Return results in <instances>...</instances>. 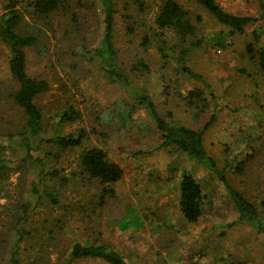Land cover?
<instances>
[{
    "label": "rangeland",
    "instance_id": "1",
    "mask_svg": "<svg viewBox=\"0 0 264 264\" xmlns=\"http://www.w3.org/2000/svg\"><path fill=\"white\" fill-rule=\"evenodd\" d=\"M6 1L0 0V13ZM177 1L196 26L186 41L157 26L164 0H116L114 44L130 85L112 81L94 55L104 27L100 0H63L48 17L19 5L24 16L19 29L38 35L36 44L24 48L26 71L49 83L35 98L43 114L41 135L82 127L86 136L67 148L40 143L52 151L48 167L68 181L54 177L34 192L36 169L20 144L26 114L14 101L18 83L8 68L11 53L0 39V264H15L12 257L17 264H111L70 257L77 241L108 244L130 264H264V232L235 221V205L215 173L174 145L156 148L160 132L134 97V91L147 93L163 117L196 129L212 117L203 130L204 146L232 185L257 206L264 225V69L257 53L245 48L249 41L255 49L264 46V39L252 36L264 21L231 32L195 0ZM216 2L234 14L261 12L260 0ZM137 58L148 66L141 74L131 70ZM183 66L203 75L210 88ZM193 88L204 90V102L189 101ZM70 108L79 116L61 120ZM89 146L104 148L122 166L119 180L103 184L82 171L80 153ZM241 161L243 168L236 170ZM183 169L205 193L195 222L178 206ZM24 204L27 216L17 223Z\"/></svg>",
    "mask_w": 264,
    "mask_h": 264
},
{
    "label": "trees",
    "instance_id": "2",
    "mask_svg": "<svg viewBox=\"0 0 264 264\" xmlns=\"http://www.w3.org/2000/svg\"><path fill=\"white\" fill-rule=\"evenodd\" d=\"M63 0H7L4 11L0 13V39L6 44L11 56L8 60V68L12 77L17 81L18 86L13 92L14 101L22 107L26 114L27 133L20 139V144L24 151V158L28 160L36 169L35 178L31 181L34 192L38 191L37 185L44 184L49 179L57 177L60 181L66 182L68 178L61 175L57 169L49 168L46 157L52 151L50 148H43L40 143L47 142L51 147L67 148L80 145L86 136V130L82 127L75 128L66 134L41 135L43 114L37 105L35 98L41 92L49 88V83L44 78L31 76L26 71V54L24 48L36 44L38 35L32 32H25L19 29V25L24 19L23 10L20 4L32 8L33 13L41 17H48ZM202 5L213 17L223 25L227 26L231 32H244L247 25L259 20L264 21V0H260L261 12L259 15L234 14L225 10L216 0H195ZM103 12V35L100 45L94 50V55L102 63L103 69L112 81L120 85H130V76L117 60V51L114 44V24L116 13V0H100ZM199 19V16L196 17ZM155 22L159 27L172 29L180 40L186 41L187 37L195 33V24L191 15L177 0H164L156 15ZM255 41L264 39V26L255 28L252 31ZM147 36L143 37L142 43H146ZM245 48L248 53H257L258 65L264 69V46L255 49L252 41L246 43ZM148 66L142 58H137L131 65V70L135 74H141ZM182 69L189 76L202 81L205 87L210 88V84L204 76L191 70L187 66ZM134 97L143 105L149 118L152 120L157 131L160 132L161 140L156 148L167 145H174L197 162L201 163L208 170L216 174L222 182L224 188L230 195L237 210V222H246L259 231L264 232V225L257 206L248 199L245 194L236 186L232 185L228 176L220 168L215 158L209 154L203 142V130L212 121L209 119L203 129H196L172 119L163 117L154 100L145 92L134 91ZM187 97L190 102L199 100L204 102V90L193 88L188 90ZM71 110V111H70ZM64 110L60 118L68 120L78 117L73 108ZM74 114V115H73ZM144 152L135 151V154ZM80 166L82 171L90 177H95L101 183H113L119 180L123 174L122 166L111 159L106 150L100 146L85 147L80 153ZM244 161H241L234 168L242 169ZM4 166L0 165V176ZM106 190V185L103 186ZM112 191V189H108ZM52 197V195H50ZM205 193L199 180L187 169H183L178 183V206L182 215L190 222L199 219L202 212V202ZM264 206V200L262 201ZM27 204L22 206L17 223H21L27 216ZM17 238L22 234L21 226H16ZM72 258L92 257L100 258L111 264H130L122 254L115 248L102 242H90L83 244L75 242L69 253ZM12 261L17 264V259L12 257Z\"/></svg>",
    "mask_w": 264,
    "mask_h": 264
}]
</instances>
